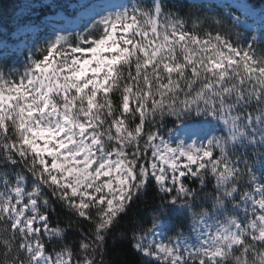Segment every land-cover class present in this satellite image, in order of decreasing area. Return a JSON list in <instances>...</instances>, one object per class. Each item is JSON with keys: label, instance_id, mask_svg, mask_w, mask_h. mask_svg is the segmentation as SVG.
I'll use <instances>...</instances> for the list:
<instances>
[{"label": "snow or ice", "instance_id": "6c2138e0", "mask_svg": "<svg viewBox=\"0 0 264 264\" xmlns=\"http://www.w3.org/2000/svg\"><path fill=\"white\" fill-rule=\"evenodd\" d=\"M83 7L82 31L0 67V264H106L150 189L158 215L128 238L139 264H264L257 37L233 35L230 5Z\"/></svg>", "mask_w": 264, "mask_h": 264}, {"label": "trees", "instance_id": "16d2710c", "mask_svg": "<svg viewBox=\"0 0 264 264\" xmlns=\"http://www.w3.org/2000/svg\"><path fill=\"white\" fill-rule=\"evenodd\" d=\"M82 1L83 0H35L37 5L28 7L25 6V0H0V40L9 44L15 43V39L12 37L13 33L26 23L46 24L48 22V17L59 18L64 16L66 18H73L78 10L77 7ZM136 2L137 0H134V3ZM142 2L147 3L150 1L142 0ZM244 2L251 10L258 12L259 15H264V0H244ZM166 3H168L169 6H177L190 5L193 2L188 0H166ZM184 11H187V8H185ZM208 15H217V13H208ZM218 18L221 17L218 16ZM31 21L33 22L31 23ZM206 26L214 27V25H211L210 21ZM225 27L231 28L227 21H225ZM231 31L233 35L236 32L240 34L243 33L236 29V27L231 28ZM244 36L250 39L251 36L256 35L253 33H245ZM262 40L257 39L258 53L264 49V43H259ZM158 203L159 201L155 197L154 190L151 189L148 194L132 203L127 215L120 219L119 223L115 225L106 239V264H139V254L128 243V238L134 228L137 230H144L151 227L153 217L158 215V213L154 212V207ZM69 215L70 213L62 209L59 219L63 222ZM78 227L86 231L90 227V224L82 220ZM79 239L80 232L78 230L73 231L68 236V240L79 241Z\"/></svg>", "mask_w": 264, "mask_h": 264}, {"label": "rangeland", "instance_id": "374dc122", "mask_svg": "<svg viewBox=\"0 0 264 264\" xmlns=\"http://www.w3.org/2000/svg\"><path fill=\"white\" fill-rule=\"evenodd\" d=\"M202 1L214 6L221 4L230 5L231 7L228 10L231 12L235 11L238 13V15L235 16L240 18V24H237L235 27L247 33L254 32L258 37V40L264 39V16H258L256 13L252 12L243 0ZM29 2L31 3L32 0H29ZM97 2H99V0H85L83 1V6L85 4ZM111 2L123 4L129 7L133 4V0H111ZM89 15L90 14L85 10V8L82 7L72 19H64L62 17L60 19L52 18V20L47 23V29L38 25H23L15 34L18 42L16 46L12 48L13 52H8V49L0 42V50L3 49V51H0V58L8 57L9 59L13 55L14 62H17V64L21 66L25 62V56L31 54V50H33L37 45L43 44L46 40L53 39L56 34H67L82 31L89 23ZM8 53H10V55H8ZM191 239L192 242H194V234Z\"/></svg>", "mask_w": 264, "mask_h": 264}]
</instances>
